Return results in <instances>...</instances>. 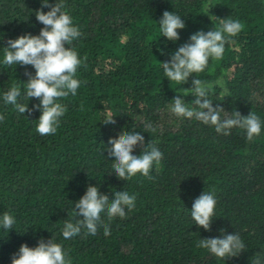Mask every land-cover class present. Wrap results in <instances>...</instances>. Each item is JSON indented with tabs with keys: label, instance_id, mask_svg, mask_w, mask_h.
Masks as SVG:
<instances>
[{
	"label": "trees",
	"instance_id": "1",
	"mask_svg": "<svg viewBox=\"0 0 264 264\" xmlns=\"http://www.w3.org/2000/svg\"><path fill=\"white\" fill-rule=\"evenodd\" d=\"M56 2L81 32L69 47L83 63L77 94L58 101L66 111L56 133L42 136L36 131L41 111L33 107L39 100L24 94L35 69L2 61L8 40L38 35L44 26L35 12L50 8L42 0H0V216L15 218L12 229L0 227V264H11L21 244L36 247L41 239L62 245L71 264H251L257 253L264 264V0H49ZM165 10L185 23L176 41L160 36ZM222 19L244 26L227 39L223 57L210 58L184 84L170 82L162 62L192 34L220 28ZM194 78L212 85L208 98L224 108L222 120L235 111L255 113L259 136L248 141L237 127L223 135L195 118L173 115L176 97L195 107L189 89ZM13 86L31 112L4 103ZM109 112L116 114L115 124L101 122ZM145 124L156 131H144ZM122 131L140 132L145 145L162 152L152 179L137 174L124 181L113 172L105 145ZM141 152L137 145L133 155ZM89 185L110 201L125 190L136 196L135 207L111 220L105 211L95 235L81 229L65 239V222L82 219L73 215L74 204ZM203 192L217 201L210 231L190 215ZM233 233L246 246L238 256L218 259L197 247L200 239Z\"/></svg>",
	"mask_w": 264,
	"mask_h": 264
},
{
	"label": "clouds",
	"instance_id": "2",
	"mask_svg": "<svg viewBox=\"0 0 264 264\" xmlns=\"http://www.w3.org/2000/svg\"><path fill=\"white\" fill-rule=\"evenodd\" d=\"M47 6L49 11L36 10L38 22L44 27L38 35L25 34L15 39H9L4 47L2 63L11 65H31L35 69V75L28 73L29 79L25 84V97L36 98L39 103L35 109L41 111L36 125V131L40 135L55 134L60 117L66 108L58 102L60 98L67 97L70 93L75 96L80 87V81L75 78L77 69L83 63L78 53L69 47L81 36L78 27L73 25L72 17L63 11L62 3L49 4V0H42V7ZM185 27L181 16L175 12L165 10L159 20L160 36L168 40L179 39L178 29ZM243 24L238 20L222 19L221 26L217 30L207 32L198 31L190 36V42L180 46L172 55L170 61L162 62L164 76L170 82L177 85L188 82L194 73H201L208 65L209 59L219 60L223 57L225 43L229 37H234L243 29ZM86 59V58H85ZM190 94L196 98L192 101L195 107H189L179 97L174 98L169 111L177 118L193 119L210 125L219 134L229 135L234 127L246 131V139L252 141L261 133L260 118L250 112L243 116L235 111L231 117L221 119L224 108L213 106V101L208 98L212 89L211 84L194 78ZM219 83V82H218ZM186 93L185 95H187ZM227 95V93L225 94ZM21 89L11 87L3 95L5 104H10L21 114L31 112L28 105L18 102ZM203 98V99H201ZM116 114L111 112L105 115L101 121L104 124H115ZM4 116L0 114V121ZM144 131L155 132L151 124L144 125ZM139 145L142 152L133 155L134 149ZM105 148L108 156L114 157L112 169L118 179L129 180L140 174L152 179L150 171L153 164L159 165L162 152L153 144L145 145L144 137L140 132L122 131L115 138H109ZM135 195L127 191H115L114 199L106 194H101L99 187L89 185L86 192L75 202L73 215L82 217L75 224L65 222L62 235L70 239L86 229V234L95 235L98 224L101 223V213L107 212L108 219L115 217L125 218L126 211L135 207ZM216 199L214 193L203 192L192 204L190 215L198 227L211 230V223L215 215ZM15 218L5 212L0 216V227L6 231L13 228ZM223 232V230H221ZM105 236L110 235V228L104 225ZM197 247L207 249L218 259L238 256L246 246L238 234H224L222 237L203 238L197 243ZM11 264H71L68 254L62 245L53 242L52 239L45 242L41 239L36 247H29L26 243L21 244L16 254H13ZM251 264H262L261 254L257 253L251 258Z\"/></svg>",
	"mask_w": 264,
	"mask_h": 264
}]
</instances>
